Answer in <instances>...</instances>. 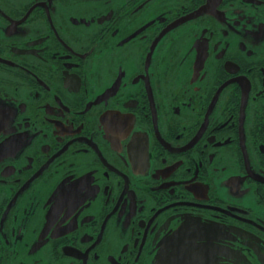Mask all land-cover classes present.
Returning <instances> with one entry per match:
<instances>
[{"label":"flooded vegetation","instance_id":"obj_1","mask_svg":"<svg viewBox=\"0 0 264 264\" xmlns=\"http://www.w3.org/2000/svg\"><path fill=\"white\" fill-rule=\"evenodd\" d=\"M0 264H264V0H0Z\"/></svg>","mask_w":264,"mask_h":264}]
</instances>
